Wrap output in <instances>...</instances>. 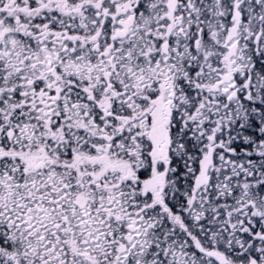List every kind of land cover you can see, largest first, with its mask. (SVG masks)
I'll return each instance as SVG.
<instances>
[{"label": "snow or ice", "instance_id": "snow-or-ice-1", "mask_svg": "<svg viewBox=\"0 0 264 264\" xmlns=\"http://www.w3.org/2000/svg\"><path fill=\"white\" fill-rule=\"evenodd\" d=\"M0 264H264V0H0Z\"/></svg>", "mask_w": 264, "mask_h": 264}]
</instances>
